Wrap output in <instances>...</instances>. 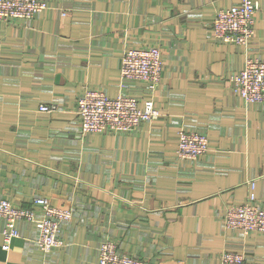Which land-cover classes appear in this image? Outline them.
I'll use <instances>...</instances> for the list:
<instances>
[{
    "label": "crops",
    "instance_id": "crops-1",
    "mask_svg": "<svg viewBox=\"0 0 264 264\" xmlns=\"http://www.w3.org/2000/svg\"><path fill=\"white\" fill-rule=\"evenodd\" d=\"M42 1L32 19L0 20V200L39 213L32 201L45 198L72 218L47 254L23 220L2 250L0 218V264H97L106 240L148 264H220L223 252L264 264V235L222 224L225 207L251 193L264 209V103H245L231 81L247 57L264 58V0H253L246 47L212 33L216 12L241 0ZM147 46L161 52L159 85L122 87L123 51ZM86 89L150 100L157 117L128 133L82 135ZM180 130L204 134L208 152L178 160Z\"/></svg>",
    "mask_w": 264,
    "mask_h": 264
},
{
    "label": "built area",
    "instance_id": "built-area-1",
    "mask_svg": "<svg viewBox=\"0 0 264 264\" xmlns=\"http://www.w3.org/2000/svg\"><path fill=\"white\" fill-rule=\"evenodd\" d=\"M47 9L42 0H0V20H28ZM258 4L253 0H241L239 4L216 12L212 22L215 39L246 47L253 38L255 15ZM162 77L160 49L156 46L126 48L120 58V84L143 83L149 91H154ZM233 91L245 103H264V58L247 57L242 69L231 78ZM76 116L82 135L103 133H128L145 122L156 119L157 111L152 101L139 100L119 93L109 98L100 91L85 90L77 100ZM55 105H40V112L52 113ZM209 150L207 137L197 131L180 130L176 141V157L180 161L195 160ZM251 183V187H252ZM33 207L13 206L0 200V218L4 220L2 229V250L8 251L13 239L19 237L18 221H27L37 229V248L47 254L62 245L60 230L72 218L70 209L52 205L45 198H35ZM225 229L239 231L243 236L250 233L264 235V209L255 203L251 193L247 203L225 207L222 216ZM244 255L223 252L220 264H243ZM97 264H148L141 258L121 253L112 241L106 240L97 247ZM183 264V263H178Z\"/></svg>",
    "mask_w": 264,
    "mask_h": 264
},
{
    "label": "rangeland",
    "instance_id": "rangeland-1",
    "mask_svg": "<svg viewBox=\"0 0 264 264\" xmlns=\"http://www.w3.org/2000/svg\"><path fill=\"white\" fill-rule=\"evenodd\" d=\"M78 100V99H77ZM78 102V101H77ZM245 203H247V201L245 202ZM245 203H243V204H245ZM227 207V206H226ZM261 208V207H260ZM263 209V208H262ZM245 260V259H244Z\"/></svg>",
    "mask_w": 264,
    "mask_h": 264
}]
</instances>
